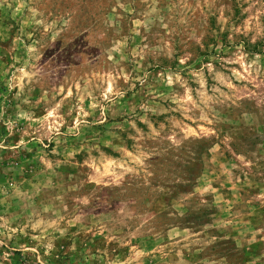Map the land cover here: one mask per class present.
Wrapping results in <instances>:
<instances>
[{"label":"rangeland","instance_id":"obj_1","mask_svg":"<svg viewBox=\"0 0 264 264\" xmlns=\"http://www.w3.org/2000/svg\"><path fill=\"white\" fill-rule=\"evenodd\" d=\"M0 264H264V0H0Z\"/></svg>","mask_w":264,"mask_h":264}]
</instances>
